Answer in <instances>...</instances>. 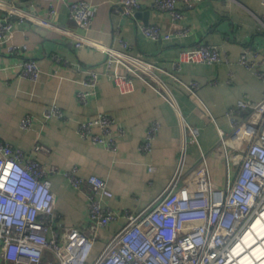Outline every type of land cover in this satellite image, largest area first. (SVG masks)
<instances>
[{
    "label": "crops",
    "instance_id": "crops-1",
    "mask_svg": "<svg viewBox=\"0 0 264 264\" xmlns=\"http://www.w3.org/2000/svg\"><path fill=\"white\" fill-rule=\"evenodd\" d=\"M86 1L93 5L88 30L71 18L66 1L0 0V21L9 16L13 23L6 34L8 41L0 40V141L27 152L36 144L49 148L48 154L39 153L37 158L61 170L52 177L60 228H81L88 222L89 200L65 175L74 169L85 178H104L115 195L109 202L115 210L138 213L171 182L186 145V188L201 191L211 182L225 190L235 172L231 170L229 177L219 148V130L231 131L233 113L241 120L247 115L238 108L240 100L264 99V81L256 72L264 71V0H178L183 14L178 20L157 10L155 0H142L134 18L117 10L121 0ZM52 9L57 10L53 17ZM147 25H156L166 34L178 28L188 33L155 40L143 34L142 26ZM200 44L218 46L227 60L184 64L176 70L181 51ZM9 45L23 48L22 54H10ZM107 47L150 60L184 83L197 82V96L166 75L175 103L139 78H135V91L122 93L107 68ZM244 53L255 61V69L240 63ZM21 58L38 61L39 80L22 75ZM90 69L100 73L92 89L83 83ZM83 90L91 92L87 103L78 98ZM53 107L64 116L47 118L45 113ZM101 113L112 116L115 125L111 135L95 128L94 133L106 139L96 143L83 137L79 127ZM26 116L32 125L24 129ZM184 119L199 128L198 144L189 135L185 138ZM155 122L160 128L153 150L146 153L142 146ZM202 151L207 155V169L201 163ZM122 223L103 231L92 259Z\"/></svg>",
    "mask_w": 264,
    "mask_h": 264
},
{
    "label": "built area",
    "instance_id": "built-area-1",
    "mask_svg": "<svg viewBox=\"0 0 264 264\" xmlns=\"http://www.w3.org/2000/svg\"><path fill=\"white\" fill-rule=\"evenodd\" d=\"M63 1L68 3L70 16L78 27L88 30L93 22V5L86 0ZM154 5L175 20L183 18L178 0H155ZM141 7L142 0H121L117 10L134 18ZM56 13V9L49 12L52 17ZM261 23L264 26V15ZM12 27L9 16L0 21L1 43L8 41L6 34ZM141 30L155 40L188 33V29L178 28L166 34L156 25L142 26ZM77 46L82 47L83 43L77 42ZM22 51L17 45L8 46L10 54L20 56ZM105 52L109 74L124 94L135 91V78H139L175 103L166 75L197 96V82L184 83L154 62L113 47H107ZM224 60L227 58L218 46L200 44L182 50L174 68ZM240 63L255 69V61L250 60L248 53L242 55ZM19 66L24 77L40 79L42 71L37 60L21 58ZM256 72L264 81V71ZM99 77L97 70L90 69L83 83L95 88ZM90 94L80 91L79 101L87 103ZM238 108L247 111L244 119L233 113L231 131L219 130V148L227 162L229 177L231 170L235 172L225 190L216 189L211 182L201 191L186 188V145L171 182L138 213L128 208L115 210L109 204L115 195L108 182L97 175L85 178L74 169L65 175L89 200L88 222L81 228H60L52 177L61 170L37 158L39 153L48 154L49 148L36 144L27 152L0 141V264H241L238 257L246 252L245 235L254 230L257 220L264 222V99L260 102L242 99ZM52 115L63 117L64 113L53 107L45 113L47 118ZM183 122L185 138L189 135L198 144L199 128L185 119ZM21 125L29 128L32 119L26 116ZM113 125L112 116L101 113L94 120L82 122L79 128L86 139L104 143L106 139L95 134L94 129L99 127L105 135H111ZM159 128V122L151 126L142 146L144 152L153 150ZM201 155V163L207 169V155L203 151ZM196 202L200 203L195 205ZM119 221H123L121 228L106 239L99 255L92 259L104 237L103 231Z\"/></svg>",
    "mask_w": 264,
    "mask_h": 264
},
{
    "label": "bare ground",
    "instance_id": "bare-ground-1",
    "mask_svg": "<svg viewBox=\"0 0 264 264\" xmlns=\"http://www.w3.org/2000/svg\"><path fill=\"white\" fill-rule=\"evenodd\" d=\"M199 203L196 202L194 204L197 205ZM253 228L252 232H248L245 235L246 252L238 257L241 259V264H264V222L257 220ZM229 264L235 263L231 262ZM236 264L239 263L236 262Z\"/></svg>",
    "mask_w": 264,
    "mask_h": 264
}]
</instances>
